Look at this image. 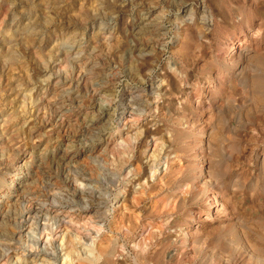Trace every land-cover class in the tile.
<instances>
[{
	"label": "clouds",
	"instance_id": "obj_1",
	"mask_svg": "<svg viewBox=\"0 0 264 264\" xmlns=\"http://www.w3.org/2000/svg\"><path fill=\"white\" fill-rule=\"evenodd\" d=\"M0 264H264V0H0Z\"/></svg>",
	"mask_w": 264,
	"mask_h": 264
}]
</instances>
